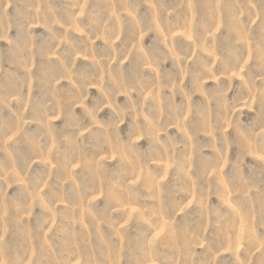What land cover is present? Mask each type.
Returning a JSON list of instances; mask_svg holds the SVG:
<instances>
[{
	"label": "rangeland",
	"instance_id": "1",
	"mask_svg": "<svg viewBox=\"0 0 264 264\" xmlns=\"http://www.w3.org/2000/svg\"><path fill=\"white\" fill-rule=\"evenodd\" d=\"M0 264H264V0H0Z\"/></svg>",
	"mask_w": 264,
	"mask_h": 264
}]
</instances>
